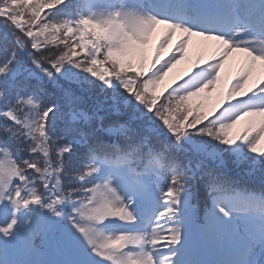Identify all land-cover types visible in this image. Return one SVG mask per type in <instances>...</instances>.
<instances>
[{
    "label": "snow or ice",
    "instance_id": "snow-or-ice-1",
    "mask_svg": "<svg viewBox=\"0 0 264 264\" xmlns=\"http://www.w3.org/2000/svg\"><path fill=\"white\" fill-rule=\"evenodd\" d=\"M0 264H264V0H0Z\"/></svg>",
    "mask_w": 264,
    "mask_h": 264
},
{
    "label": "rangeland",
    "instance_id": "rangeland-1",
    "mask_svg": "<svg viewBox=\"0 0 264 264\" xmlns=\"http://www.w3.org/2000/svg\"><path fill=\"white\" fill-rule=\"evenodd\" d=\"M198 38H193L194 42L197 40ZM197 53V48L195 46L190 47L189 49V56L194 58L195 55ZM237 56H239V54H237ZM189 66V63L187 61L182 62L180 65H178L175 69L172 70V72H170L169 74L172 75V77H179L183 71ZM233 67H235V65H233ZM172 77L167 76L165 77V79L161 82V84L158 86L159 90L162 92L164 90V88L171 83V81L173 80ZM209 100L215 101L217 102L216 105L214 107L217 106L218 104V98L216 93H212L211 98ZM239 127V125L237 126Z\"/></svg>",
    "mask_w": 264,
    "mask_h": 264
},
{
    "label": "trees",
    "instance_id": "trees-1",
    "mask_svg": "<svg viewBox=\"0 0 264 264\" xmlns=\"http://www.w3.org/2000/svg\"><path fill=\"white\" fill-rule=\"evenodd\" d=\"M53 51H55V48L54 47H53ZM157 91H158V88H157ZM205 103H206V107H205V111L206 112L209 111L214 106V104L212 102L209 103L208 101H206Z\"/></svg>",
    "mask_w": 264,
    "mask_h": 264
}]
</instances>
